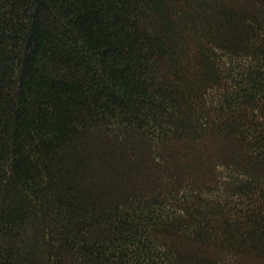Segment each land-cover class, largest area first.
<instances>
[{"label": "trees", "instance_id": "1", "mask_svg": "<svg viewBox=\"0 0 264 264\" xmlns=\"http://www.w3.org/2000/svg\"><path fill=\"white\" fill-rule=\"evenodd\" d=\"M0 264H264V0H0Z\"/></svg>", "mask_w": 264, "mask_h": 264}]
</instances>
